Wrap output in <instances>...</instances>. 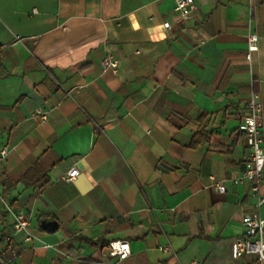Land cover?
Instances as JSON below:
<instances>
[{
    "label": "crops",
    "instance_id": "obj_1",
    "mask_svg": "<svg viewBox=\"0 0 264 264\" xmlns=\"http://www.w3.org/2000/svg\"><path fill=\"white\" fill-rule=\"evenodd\" d=\"M195 2L182 21L175 0H0V191L35 235L0 203L8 264H257L234 243L255 211L238 128L255 98L264 131V0ZM114 240L130 258L102 256Z\"/></svg>",
    "mask_w": 264,
    "mask_h": 264
},
{
    "label": "built area",
    "instance_id": "obj_2",
    "mask_svg": "<svg viewBox=\"0 0 264 264\" xmlns=\"http://www.w3.org/2000/svg\"><path fill=\"white\" fill-rule=\"evenodd\" d=\"M175 13L180 20L186 21L191 18L196 12L195 0H175ZM164 27L171 28V23L166 22ZM258 36L255 34L248 35V51L249 53L257 50ZM250 59V55H248ZM104 67L117 72L118 61L107 56L103 62ZM248 113L243 117L239 125L238 131L244 135L248 157L244 168L237 178L238 184L246 185L249 188V196L255 200L254 212L244 215L242 223L245 228L244 235L235 239L234 251L238 258L244 256H254L257 264H264V219L258 214V211L264 206V131L262 122V109L256 103L255 98H252L247 103ZM32 118H38L42 121L48 119V114L42 108H36L31 114ZM8 148L1 151V157L7 156ZM79 174L78 168L71 169L63 179L71 181ZM213 179V178H211ZM216 190L220 194L226 192V188L222 183L214 184ZM0 203L6 207L7 211L14 215L13 230L15 235H23L24 242L29 243L34 240L35 235L32 233L31 218L25 210L14 211L6 203L0 191ZM106 252L102 253L103 257L110 258L119 262L125 261L132 255L130 243L127 240H114L107 243ZM162 251H168V248H162ZM13 257L17 256L16 251L11 250ZM108 264H115L110 262ZM192 264H199L193 262Z\"/></svg>",
    "mask_w": 264,
    "mask_h": 264
},
{
    "label": "trees",
    "instance_id": "obj_3",
    "mask_svg": "<svg viewBox=\"0 0 264 264\" xmlns=\"http://www.w3.org/2000/svg\"><path fill=\"white\" fill-rule=\"evenodd\" d=\"M43 229L47 230V231H52L53 229H48L47 226H46V222H43V225H42ZM107 246V243L103 244V247H106ZM0 259L3 260V258L1 257L0 255ZM4 261V260H3ZM5 264H8L7 261H4Z\"/></svg>",
    "mask_w": 264,
    "mask_h": 264
},
{
    "label": "water",
    "instance_id": "obj_4",
    "mask_svg": "<svg viewBox=\"0 0 264 264\" xmlns=\"http://www.w3.org/2000/svg\"><path fill=\"white\" fill-rule=\"evenodd\" d=\"M53 225H54V223H49V224H48V227L50 228V227H52ZM0 264H4V263L0 262Z\"/></svg>",
    "mask_w": 264,
    "mask_h": 264
}]
</instances>
